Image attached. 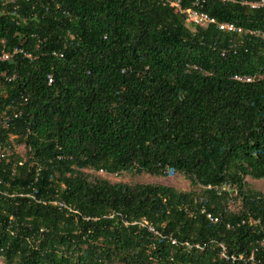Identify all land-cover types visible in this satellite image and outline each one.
<instances>
[{"label":"trees","instance_id":"1","mask_svg":"<svg viewBox=\"0 0 264 264\" xmlns=\"http://www.w3.org/2000/svg\"><path fill=\"white\" fill-rule=\"evenodd\" d=\"M202 10L243 32L189 28L155 0L1 6L0 52L30 55L0 62V115L19 113L0 128L2 264H264L247 181H264V10Z\"/></svg>","mask_w":264,"mask_h":264},{"label":"built area","instance_id":"2","mask_svg":"<svg viewBox=\"0 0 264 264\" xmlns=\"http://www.w3.org/2000/svg\"><path fill=\"white\" fill-rule=\"evenodd\" d=\"M10 0H0V8L1 6H4L7 2ZM159 5L166 7L170 9L174 14L180 15L183 18L184 24L189 28H195V27H207L208 25H216L219 30L226 31V32H235V33H242L243 29L240 27L235 26L231 23H217L215 19L211 18L207 13H205L202 10L203 4L207 0H190L188 4L184 7L182 5L181 0H155ZM211 1H217L219 3H238L241 6L248 7L249 9L258 10L263 9L264 10V0H255V1H243V0H211ZM250 35L257 34L253 31H247ZM264 37V35H263ZM23 53L20 49L14 48L11 52H0V62L9 61L11 57L14 54ZM23 55L26 58H29L30 55L23 53ZM55 55V53H53ZM61 55H59L60 57ZM233 81L239 82V83H250L257 79V76H239L234 75L231 77ZM51 83L50 76H47V84ZM19 116V113H13L11 115L2 114L0 115V128L1 129H7L9 125V121L12 119H16ZM4 154H0V158H3ZM3 192L0 190V195H2ZM60 208H65L63 204H58ZM207 218L211 220L212 222H215L216 219H211L208 215ZM140 227L146 228L147 231L156 234V232L148 225V223L141 219L137 223ZM172 244H174V241H171ZM224 247L220 246V255L224 256Z\"/></svg>","mask_w":264,"mask_h":264},{"label":"rangeland","instance_id":"3","mask_svg":"<svg viewBox=\"0 0 264 264\" xmlns=\"http://www.w3.org/2000/svg\"><path fill=\"white\" fill-rule=\"evenodd\" d=\"M15 153L22 155L24 148L22 145L13 147ZM102 178H105L109 183H141V184H162L165 186L173 187L177 190H188L189 185L187 181L177 173H167L165 177L154 178L147 174H134V173H121L120 175H104L102 172L94 173ZM253 188L264 196V181H250L247 179ZM233 207V205H231ZM0 264L1 261H0Z\"/></svg>","mask_w":264,"mask_h":264}]
</instances>
